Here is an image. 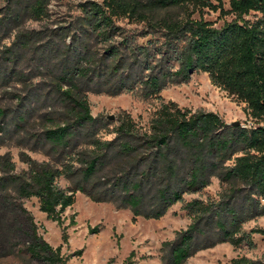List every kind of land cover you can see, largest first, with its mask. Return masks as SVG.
Instances as JSON below:
<instances>
[{
	"label": "trees",
	"instance_id": "obj_1",
	"mask_svg": "<svg viewBox=\"0 0 264 264\" xmlns=\"http://www.w3.org/2000/svg\"><path fill=\"white\" fill-rule=\"evenodd\" d=\"M49 1L6 0L0 7V40L12 36L0 48V89L26 86L32 71L43 70L48 83L41 94L54 107L40 115L49 123L35 129L33 93H12L14 104H0V147L13 142L48 157L21 152L27 168L17 171L10 153L0 154V259L67 264L81 254L64 255L61 244L48 243L23 199L35 197L39 211L59 225L76 192L128 209L133 219H159L214 177L215 197L183 203L190 222L161 243V264H183L223 242L252 247V234L264 233L243 230L264 215V0H227L228 7L225 0H86L70 25L22 29L25 20L47 15ZM206 12L231 19L214 26ZM25 59L34 61L29 72ZM195 72L244 103L253 124L233 125L170 100L160 101L144 126L126 111L115 121L91 114L88 92L159 98ZM61 240L67 242L64 227ZM231 264H264V257L240 256Z\"/></svg>",
	"mask_w": 264,
	"mask_h": 264
},
{
	"label": "rangeland",
	"instance_id": "obj_2",
	"mask_svg": "<svg viewBox=\"0 0 264 264\" xmlns=\"http://www.w3.org/2000/svg\"><path fill=\"white\" fill-rule=\"evenodd\" d=\"M86 0H50L47 15L39 20L28 19L21 26L25 30L49 29L56 26H67L74 22L80 14L78 4ZM100 2L101 0H96ZM6 0H0V7ZM225 7L228 1L225 0ZM197 17V14L194 15ZM249 14L246 18H252ZM203 18L212 21L214 26H220L224 20L231 16L218 18L217 13L206 12ZM126 28L134 29L140 25L126 24ZM11 37L0 40V48L8 43ZM66 40L68 38L66 37ZM142 41V40H140ZM144 41V39H143ZM101 48V45H98ZM28 58V57H26ZM34 61L25 59L22 63L26 72H29ZM32 79L28 84L12 83L6 90L0 89V104H14L12 93H33L31 107H33L34 121L31 126L41 128L42 124L49 122L42 120L40 115L54 109L49 100L44 99L43 91L48 78L43 70L32 71ZM36 73V74H35ZM41 89V90H39ZM87 100L93 116L107 118L113 115L116 120L121 111L130 113L132 118L140 125H146L152 112L159 106L160 101H173L179 107L192 110L213 111L225 122L239 121L248 124L252 121L244 111V103L235 101L225 91L212 85L208 75L195 72L186 83L168 85L160 92L159 98H140L134 94L122 93L117 96L106 94L87 93ZM8 151L15 163L16 170L26 169V164L21 160L20 153L25 152L38 161L48 160V157L39 151H31L27 146L16 145L10 142L0 147V154ZM57 183L65 188L69 185L64 178H59ZM220 190L217 178H212L210 184L202 191L194 194H185L183 202L172 205L159 219L132 218L128 209H117L108 202L96 203L80 192L74 195V203L62 213V224L48 219L45 213L38 209L35 197L23 199V205L30 211L38 226V232L53 247L61 244V253L74 255L73 251L81 250L80 256H71L67 264H125L126 257L133 252L132 264H161V243L174 237L176 231L183 229L190 222L189 217L182 209L184 202L198 197L206 199L215 197ZM264 202V200H263ZM73 222H70V220ZM64 227L67 242L62 243L61 234ZM264 229V215L250 220L243 225L244 231L252 228ZM96 231L91 232L92 229ZM253 246L246 244L233 246L228 242L216 244L213 247L199 250L189 257L183 264H231V259L244 256L251 259L264 257V233L252 234ZM27 258L9 255L0 259V264H28Z\"/></svg>",
	"mask_w": 264,
	"mask_h": 264
},
{
	"label": "water",
	"instance_id": "obj_3",
	"mask_svg": "<svg viewBox=\"0 0 264 264\" xmlns=\"http://www.w3.org/2000/svg\"><path fill=\"white\" fill-rule=\"evenodd\" d=\"M108 118L109 119H113L114 117H113V115H109ZM230 123L233 124V125H240L241 124L239 121H232Z\"/></svg>",
	"mask_w": 264,
	"mask_h": 264
},
{
	"label": "built area",
	"instance_id": "obj_4",
	"mask_svg": "<svg viewBox=\"0 0 264 264\" xmlns=\"http://www.w3.org/2000/svg\"><path fill=\"white\" fill-rule=\"evenodd\" d=\"M253 124L252 121L248 122V124H241L243 127H250Z\"/></svg>",
	"mask_w": 264,
	"mask_h": 264
}]
</instances>
